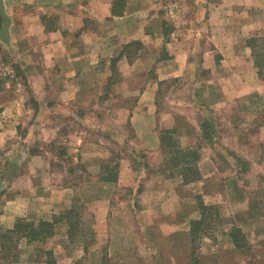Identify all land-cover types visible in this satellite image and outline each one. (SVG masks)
I'll return each mask as SVG.
<instances>
[{
  "label": "crops",
  "instance_id": "obj_1",
  "mask_svg": "<svg viewBox=\"0 0 264 264\" xmlns=\"http://www.w3.org/2000/svg\"><path fill=\"white\" fill-rule=\"evenodd\" d=\"M202 1L196 6L195 0H0V260L1 238L20 224L38 229L40 239L22 238L19 244H45L37 251L42 255L35 262L38 264H47V255H54L55 264H65L66 256L60 261L57 258L58 253L63 255L64 239L79 247V258L93 251L96 264H101L104 255L117 259V264H224L225 257H231L234 264H245V253L259 251L264 245V203L258 199L259 193L249 194L248 186L235 173L221 178L219 190L210 189L207 184L217 171L214 157L227 154L200 153L205 139L200 126L212 128L219 122L218 116L215 121L202 118L211 113L201 103L203 99L211 96L217 99L214 107L223 109L226 95H230L238 104L240 95H245V83L251 80L255 87H249L247 94H264V81L248 41L264 29V0ZM182 2L192 3L190 15L175 19V14L185 12ZM130 76L139 78V87L130 88ZM116 77L119 88L127 85L125 93L138 92L132 105L112 107L125 110L123 125L142 150L165 158L161 137L174 130L181 148L200 147V180L183 183L178 168L172 172L167 165L164 171L165 166L160 169L145 162L144 177L148 180L150 169L157 168L158 178L149 186L140 181L129 185L121 209L115 206L121 192L119 179L108 175L109 164L104 160L95 161L100 165L83 160L85 139L81 135L66 128L61 135L66 140L57 146L59 132L52 129L57 125L53 112L79 109L89 94L94 96L100 86ZM188 85L196 86L191 101L195 108L187 105L193 109L192 118L172 108L169 96H187ZM109 90L122 91L115 85ZM175 105L179 108L181 104ZM61 119L68 125L73 121ZM88 122L89 118L81 121ZM208 130L211 139L212 130ZM262 132L263 125L246 134L247 139L264 144ZM69 137L79 141L71 154ZM72 154L75 167L86 173L85 192L78 180L81 174H74L70 181L66 178L69 171L74 172L62 162ZM56 157L59 162L53 161ZM161 161L158 163L165 160ZM196 190L197 196L192 195ZM221 203L230 214L216 224L223 242L220 248L208 230L212 217L204 220L200 206L213 209ZM84 205L93 206L94 222L88 230L94 239L90 244L83 239L73 241L89 232L76 234L79 219L73 222L67 216L74 211L82 216ZM195 222L202 224L197 228ZM234 229L240 233L239 241L230 235ZM132 230L145 245L128 246ZM139 246H143L141 250ZM21 249L16 247L13 255L18 257ZM141 254H145L143 261Z\"/></svg>",
  "mask_w": 264,
  "mask_h": 264
},
{
  "label": "rangeland",
  "instance_id": "obj_2",
  "mask_svg": "<svg viewBox=\"0 0 264 264\" xmlns=\"http://www.w3.org/2000/svg\"><path fill=\"white\" fill-rule=\"evenodd\" d=\"M185 2H190V0H185ZM196 6L197 4L202 5L203 1L202 0H195ZM181 6L183 7L182 10L185 12L181 11L180 14H175V19L178 15L186 13V16L189 14V9L191 10L192 3H181ZM178 8V7H177ZM179 10V9H178ZM185 15V14H184ZM190 15V14H189ZM183 17V16H182ZM200 31H203L201 29ZM191 32H193L191 30ZM249 44L251 45L250 47L252 48V54L251 56L253 57V61L255 63L256 68L259 71V77L261 78L262 81H264V29L261 30L259 35H256V37L250 38ZM131 80H133V83L130 84L133 86V88L139 87V83L137 82L139 78H133L132 76ZM247 80V79H246ZM251 80V78H250ZM134 82L137 84L135 85ZM246 82V81H245ZM248 83V84H247ZM245 83L244 89L245 95H240V98H238V104L234 102V99L231 98L230 95L227 96V103L224 104V108L221 109L219 106L214 107L216 100L214 101L215 98H211V96H207L204 101H202V104H206V106H209L210 112L207 113L206 116H203V119L211 118L212 121H215L216 118H218L219 122L216 125V123L213 124L212 128H210V131L212 130V142H216L214 145L210 144L209 138H205L204 141L202 142L200 153L204 154H211L212 152H223L227 154L226 157L222 158L216 155L214 157L216 166H217V171H215L212 175V178H210L209 184H207L210 189L215 188L214 190H219L222 186L221 184V178L223 176H231L235 171L239 168H243V172L240 173V179L243 181L246 186H248L246 189L249 191V194H256L258 198L264 199V144H255L253 140L251 142L247 139L248 136L246 134L252 133V131H256V129L262 125L264 126V94L262 96H259L258 93H253V94H247L249 93V87H255L254 82L251 80V82ZM115 85L116 90L122 89V91H117V92H111L109 90L112 89V86ZM164 87L167 89L169 88V85L167 83H164ZM194 88L196 86H193ZM190 85H188V91L185 90L187 93L184 95V93L176 94L172 93L169 96L171 97V104L172 108H176L177 111H181V115L187 118L186 116L189 115L190 118H192V111L193 109H190L187 107L191 106L192 108H195V106L191 103L193 102V99H195V94L193 97V91L194 89ZM195 90V89H194ZM124 91H128L127 85H124V87L119 88V83H118V77L114 78L110 84L105 83L103 86H100V89L98 90L97 93L94 94H89V96H92L91 98L87 96L88 98L86 101L81 104L78 108L75 109H69V110H60L57 109L53 112V122L54 124L57 125L52 128V129H57L59 132V136L57 137V146L60 145V143H64L66 140L64 137L61 138L62 133L66 130V128H69V130H74L76 131L79 135H81L85 139V146L83 149V160L84 161H91L94 160V164L97 163L95 161H102L104 160L105 164L108 165V168L110 172L108 173L109 176H117L119 179L118 184L120 185V191L118 194V199L116 200L117 202L115 203V206H119L121 209L124 206L125 203L123 200V195L124 191H127V188L131 184H137L139 181L141 182V185L144 186H149L152 185L157 179L159 173L157 174V168L162 169L164 166L167 165V162L164 163V156H158V154H151L145 153L142 150L141 144L134 139L132 132L129 130L128 127H124L123 122L125 121V118L127 115L124 113L125 110H122L119 112L117 109L112 107L114 104L118 105H124L128 104V106L132 105L137 98L138 92L133 91L130 93H125ZM211 92V91H210ZM124 95V96H123ZM120 96H123L124 98L120 99ZM256 98H253L255 97ZM259 96V97H258ZM201 97H205L204 93H201ZM180 102L179 108L176 107L175 103L177 104ZM210 102V103H206ZM252 102V103H251ZM237 104V107L235 110H232V107L234 105V108ZM259 104V105H258ZM169 108V106H166ZM171 108V109H172ZM182 108V109H181ZM217 108V110H216ZM221 109V110H219ZM174 110V109H173ZM203 113L206 112L205 109L202 110ZM32 114V113H29ZM42 115V114H40ZM218 116V117H217ZM99 117V118H98ZM61 118H67V119H73L72 122H69L70 125H68L67 121H64L63 123L61 122L63 119ZM85 118H89L88 123L82 124L81 121H83ZM202 119V120H203ZM76 120V122H75ZM188 121V119H187ZM36 128H39L40 125H36ZM202 132L208 130L209 127L203 126V124L200 126ZM204 130V131H203ZM51 132V131H50ZM52 133V132H51ZM264 135V133L262 132ZM72 136V135H71ZM114 136V137H113ZM250 138V137H249ZM71 140L70 146H72L71 151L69 154H71L72 150L74 149L75 145L79 143V141L74 140V137H69ZM134 139V140H133ZM122 140V141H121ZM124 142H126L124 144ZM261 145V146H260ZM57 151L59 150V147H56ZM244 152H243V151ZM145 154V155H144ZM77 155L80 158V153L78 151ZM133 155H136L134 158ZM73 156V157H72ZM71 157L66 161L64 160L62 164L66 166L67 169L70 168V170L73 169L72 172L74 173H69L67 174V179L69 180L70 178L74 177V174L77 173L81 174L79 180V183L83 186L81 189H84L83 192H85V184L88 181L86 173L83 172L82 168L75 167L77 164L76 160L74 159V154H72ZM119 156V157H118ZM120 156H123L120 158ZM225 156V155H222ZM109 158V159H108ZM58 159L53 158V161L56 162ZM160 160H162L161 164L158 163ZM59 162V159H58ZM150 164L149 166H156L157 168L150 169V178H145L144 173H143V164ZM238 162L240 165H238ZM99 163V162H98ZM246 163V164H245ZM245 165L243 167L242 165ZM63 165V166H64ZM95 165H100V164H95ZM242 166V167H241ZM97 170V167H95ZM166 168V167H165ZM55 170L60 169L58 167H54ZM96 172V171H95ZM116 172V173H115ZM140 172V173H138ZM107 173V171H106ZM65 175V174H64ZM141 179V180H140ZM70 181V180H69ZM74 181V180H72ZM143 182V183H142ZM149 190V189H148ZM82 192V193H83ZM198 190H196L195 196H197ZM191 195V193H190ZM86 196V194L84 195ZM81 204H84V200L86 201V198H81ZM216 204L214 205V208L212 209V223L209 225V232L213 234L211 237L216 239L221 248V236H219V226L218 221L221 222V219H227L229 217L228 215L230 214V209L223 205L224 203ZM86 208V212H82V216H77L72 217L71 219L74 221L75 219H79L77 223H80L78 225V229L76 231V234H86L89 232L88 228H90L93 219H91V212L93 209V206L91 205H84ZM222 206V207H220ZM214 218L217 220L215 221ZM94 222V221H93ZM209 224V223H208ZM134 230L131 231L129 237L130 241L128 246L131 245H136L138 246V242L141 243V245H145L144 239L140 238V234H135ZM75 234V235H76ZM136 237V238H134ZM58 239V238H57ZM84 240L88 244L93 242L94 237L89 232V235H84L83 236H75V239L73 241H79V240ZM105 239V238H104ZM261 239V238H260ZM259 239V240H260ZM256 241V239H255ZM254 241V242H255ZM259 242V241H257ZM54 243V241H53ZM70 242H68L66 239L63 240V244H66L63 246L61 245L62 249H64L63 255L58 253V260H63V256H66L65 260L67 259L65 264H96V257L93 253V251L87 255L85 254V257L79 258L81 250L79 247H74L71 242V245H69ZM56 244H60V240L57 241ZM214 244V243H213ZM14 245V242H13ZM47 245V244H46ZM12 246V244H11ZM45 244L41 243H35L32 245H26L23 244L22 242L16 246L17 248H23L21 249V252L19 253L18 257L15 256V260L12 258V255H9L7 260H4L3 258L0 260V264H8L7 262L14 261L15 264H38L35 262H38V260H42V255L39 256V251L42 247H44ZM216 246V245H215ZM226 246V245H225ZM16 247L11 250V254L16 253ZM141 247L139 246V250H141ZM118 248V247H115ZM119 248H122V245L119 241ZM256 250V248H255ZM253 251V252H246L245 255L247 256V262L245 264H264V245L259 246V251ZM143 252V250H142ZM9 252H6L8 254ZM82 253V252H81ZM145 253V252H144ZM147 256V253H145ZM145 254H141V261L145 259ZM54 256V255H53ZM253 256V257H252ZM252 257V258H251ZM72 260V261H70ZM113 261L112 264H117L118 262L117 259H111ZM223 261H225L224 264H230L231 262V257H225L224 259L222 258ZM29 261H31L29 263ZM13 264V263H12ZM149 264V263H148ZM234 264V263H232Z\"/></svg>",
  "mask_w": 264,
  "mask_h": 264
},
{
  "label": "trees",
  "instance_id": "obj_3",
  "mask_svg": "<svg viewBox=\"0 0 264 264\" xmlns=\"http://www.w3.org/2000/svg\"><path fill=\"white\" fill-rule=\"evenodd\" d=\"M210 128L211 127L209 126V129ZM203 135H204L203 138H209L210 137L209 130L204 131ZM199 148L200 147H195L194 149L193 148H189V149L181 148L179 143H178V140L176 139V135H175L174 130L165 131L163 136L161 137V149L165 155L164 163L167 162V165L171 168L172 172L178 168L177 174H178V176L181 177L183 183L195 182V181H198L201 179V175H200L198 167H197V163L201 159V155L198 151ZM238 165H240L239 162H238ZM242 166L245 167L244 164ZM165 167L163 168V170L165 169ZM163 170H161V171H163ZM241 172H243V168L237 169L235 171L236 176L240 178ZM258 199H260V198H258ZM260 200L264 203V199L261 198ZM254 203H255V205L258 204V202L256 200L254 201ZM200 207H201L200 208L201 214H202V217L204 218V220L208 216L212 217V213H211L212 207L211 208L206 207V206L203 207L202 205ZM77 215L78 214L75 211L69 212L67 214V216L70 218V220H72L71 219L72 217H76ZM203 218H202L201 222L203 221ZM74 221L77 222V219H75ZM201 222H195V225L197 228L202 224ZM48 231H50V229L47 227L46 233H48ZM23 233H26V234L23 235ZM19 234H22L23 236L21 237V235L19 236ZM239 234L240 233H239L238 229H234L230 235L233 238V240L239 241L240 240ZM16 235H18L19 237L17 238ZM38 235H39L38 229H35L31 225H28V224H20L15 229H13L11 231L9 230L7 232V234L3 235V237L1 238V244H2L1 245L2 246L1 247L2 248L1 249V257L4 260H7L9 255H12V258H14L15 255L11 254L10 252L12 249L15 248V245L17 244V242L20 239H22V238L31 239V240H34L37 238L40 239L39 238L40 236L38 237ZM13 242H14V245H13ZM11 244H12V246H11ZM6 252H9V253L6 254ZM53 258H54L53 256L49 257L47 255L46 256V263L47 264H55V261ZM102 258L103 259H102L101 264H112V262L110 261L111 259H109L107 257V255H104ZM13 262L14 261H10L7 263L12 264Z\"/></svg>",
  "mask_w": 264,
  "mask_h": 264
}]
</instances>
